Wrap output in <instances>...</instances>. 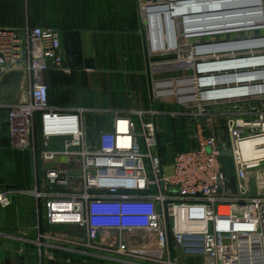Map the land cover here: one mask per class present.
<instances>
[{"label": "built area", "instance_id": "built-area-1", "mask_svg": "<svg viewBox=\"0 0 264 264\" xmlns=\"http://www.w3.org/2000/svg\"><path fill=\"white\" fill-rule=\"evenodd\" d=\"M183 1L188 0H138L149 27L150 55L178 53L185 41L210 38L197 44L188 56L186 66L196 65L195 77L150 76L152 101L144 110L53 107L46 73H71L60 32L31 26L0 28V80L19 71L25 81L20 103L0 104V117L3 111L7 113L11 147L32 152L38 166L61 158L81 170L82 186L72 184L67 169L50 167L45 182L38 177L31 190L21 192L36 200L39 230L44 218L50 225L76 224L86 230L84 238L40 230L35 241L40 249L39 264L53 257L46 247L74 249L124 264H191L181 253L202 255L206 264H264V195H250L246 182L249 172L264 163V63L239 71L200 70L264 59V35L259 34L264 31V0H257L254 6L260 10L261 21L244 31L251 32L250 37L225 38L243 33L236 31L189 34L178 19L173 47L158 49L151 34L150 10ZM163 35L165 38L167 32ZM239 42L254 45L240 51L225 47ZM248 74L254 78L231 81ZM221 93L230 94L218 95ZM167 97H175L181 111L153 106L154 100ZM96 114L110 116L112 129L89 140L85 118ZM167 116L191 123L224 122L229 145H220L213 132L203 134L195 148L176 152L165 164L157 150V123ZM57 138L65 141L61 149L53 143ZM259 138L260 143L248 145ZM227 150L230 156L223 154ZM254 150L262 153L256 155ZM232 175L240 195L226 188ZM11 194L0 192V207L11 205ZM139 230L153 234L154 245H133L126 240L128 233Z\"/></svg>", "mask_w": 264, "mask_h": 264}, {"label": "crops", "instance_id": "crops-1", "mask_svg": "<svg viewBox=\"0 0 264 264\" xmlns=\"http://www.w3.org/2000/svg\"><path fill=\"white\" fill-rule=\"evenodd\" d=\"M27 26L52 28L58 30L61 36L65 31L79 32L84 59L94 62L93 69H71L70 74L56 71L46 73L45 80L50 88L53 107L129 111L144 110L150 106L142 96V76L145 71L141 65L146 67L147 64V25L140 14L138 0H0V28L22 29ZM140 54L144 56L142 59ZM50 72L59 73L65 78H55L52 74L56 73ZM87 72L100 76L101 80L97 84L93 82L85 86V81L81 82L80 79L85 74L89 75ZM121 76L122 85L116 82L119 80L116 77ZM83 89L89 93L90 103L75 104V99L82 101L80 92ZM65 93L71 94L70 102L65 100ZM149 97L150 92L145 100ZM85 122L89 140L111 130L113 125L112 118L102 114L88 115ZM222 124L223 135H219L215 129L211 131L216 133L220 145L227 147L229 137L225 132V123ZM64 142L60 138L53 141L58 149L63 147ZM50 167L67 169L72 184L82 186L78 165L70 166L65 159L59 158L54 163L40 162L38 166L32 152L11 147L7 133V113L3 111L0 117V192L7 190L12 194L11 205L0 207V264H39L40 249L35 241L42 229L51 234L75 238L86 236V230L76 224L50 225L45 218L39 230L36 200L21 192L31 190L38 177L41 182H45V171ZM125 237L133 245L155 243L153 234L140 230L128 233ZM48 248L52 250L53 257L45 259L46 264H124L83 255L74 249ZM180 256L191 264L207 263L202 255L181 253Z\"/></svg>", "mask_w": 264, "mask_h": 264}, {"label": "rangeland", "instance_id": "rangeland-1", "mask_svg": "<svg viewBox=\"0 0 264 264\" xmlns=\"http://www.w3.org/2000/svg\"><path fill=\"white\" fill-rule=\"evenodd\" d=\"M181 19V18H180ZM178 20V23L181 22V20ZM147 26V31H148ZM260 35H264V31H261L259 33ZM251 36V32H243V33H237V34H230L227 35L226 39H237V38H247ZM210 38H201V39H190L188 41H185L183 44V47L180 49L178 53H166V54H159V55H150L148 44H147V64L142 66V70L145 71V74H143V92L142 96L144 97V101L147 102L146 104L151 105V86H150V76H154V78H171V77H178V76H194L195 77V71H196V65L195 68H187V61L188 56L190 52H192L194 47L197 44L200 43H206ZM140 57L142 59L143 54H140ZM142 61V60H141ZM199 60H197L198 64ZM180 66V67H176ZM180 71V72H177ZM56 73V72H52ZM89 75L85 74L83 77H81L80 81L85 83V86L89 83L95 82L96 84L99 82V79L101 80L100 76H95V74ZM55 78H65V76L56 73L52 74ZM49 76V74H48ZM117 78L120 80H117ZM83 79V80H82ZM107 78H105L106 80ZM116 82H120V85L123 84V79L121 77H116ZM148 80V83H147ZM85 89V87H84ZM82 90L80 92V100L75 99L77 102L75 104H87L90 103V95L87 94L85 90ZM150 97L147 98V101L145 100L146 96ZM102 94V93H100ZM128 96V93H126ZM85 96H89L88 98H85ZM95 96L96 93H95ZM64 98L66 101L71 100V94L65 93ZM194 105H197V103H193ZM153 106L159 107L164 111H181V108L176 103L175 97H167L163 98L162 100H154ZM160 108V107H159ZM158 109V108H156ZM158 126V141H159V147L158 151L162 155L164 163L169 164L172 160L173 155L176 152L179 151H186L190 148L195 147L197 141L200 137H202L203 134L209 135L211 130H216L219 135H223L222 131H224V125L222 123H212L210 121L200 120L196 122H188L182 119H174L171 118V116L162 117L158 120L157 123ZM200 127V128H199ZM226 132V131H225ZM216 134V133H215ZM221 141V139H220ZM40 163V162H39ZM247 185H248V191L250 195H264V163L261 164V167L257 170H253L249 172L247 177Z\"/></svg>", "mask_w": 264, "mask_h": 264}, {"label": "bare ground", "instance_id": "bare-ground-1", "mask_svg": "<svg viewBox=\"0 0 264 264\" xmlns=\"http://www.w3.org/2000/svg\"><path fill=\"white\" fill-rule=\"evenodd\" d=\"M256 3L257 0H197L191 4L178 6L169 4L154 6L149 13L151 34L158 49H163L164 46L173 47L179 26L177 20L180 18L189 34L244 32L255 27L261 21L260 10L254 8L257 5ZM184 11H188V13H182ZM166 32L167 36L164 38L163 34ZM253 45L252 42H239L225 47L240 51L248 50ZM257 63H264V59L203 66L200 70L239 71L241 68L254 67ZM247 70L250 69H244L243 71ZM247 78H254V76L252 74L236 76L231 81L246 80ZM195 89L196 87L192 88V90ZM169 93H172V91H169ZM230 93L218 95H228ZM192 100H194V97H192ZM261 141L260 138L255 139L248 145L258 144ZM258 151L254 150V154L259 155L262 153Z\"/></svg>", "mask_w": 264, "mask_h": 264}, {"label": "water", "instance_id": "water-1", "mask_svg": "<svg viewBox=\"0 0 264 264\" xmlns=\"http://www.w3.org/2000/svg\"><path fill=\"white\" fill-rule=\"evenodd\" d=\"M197 0L180 2L179 5L191 4ZM172 8V7H171ZM184 14L188 11L182 12ZM62 41L65 50L66 64L70 69L86 68L93 69L92 59H84L81 36L79 32L65 31L62 33ZM238 62V61H234ZM242 62V61H241ZM233 63V62H230ZM229 64V63H228ZM24 76L19 71H12L5 74L0 80V104H18L22 101L24 94ZM224 155H231V151H224ZM226 188L231 190L234 195H240L235 175L230 176Z\"/></svg>", "mask_w": 264, "mask_h": 264}, {"label": "trees", "instance_id": "trees-1", "mask_svg": "<svg viewBox=\"0 0 264 264\" xmlns=\"http://www.w3.org/2000/svg\"><path fill=\"white\" fill-rule=\"evenodd\" d=\"M50 73H52V72H50ZM47 76V75H46ZM47 83V82H46ZM48 84V83H47ZM48 87H49V85H48ZM49 96H50V88H49ZM51 103V102H50ZM159 152V151H158Z\"/></svg>", "mask_w": 264, "mask_h": 264}]
</instances>
